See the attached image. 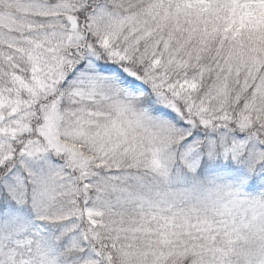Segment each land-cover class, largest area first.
Listing matches in <instances>:
<instances>
[{
  "label": "snow or ice",
  "instance_id": "snow-or-ice-1",
  "mask_svg": "<svg viewBox=\"0 0 264 264\" xmlns=\"http://www.w3.org/2000/svg\"><path fill=\"white\" fill-rule=\"evenodd\" d=\"M0 264H264V0H0Z\"/></svg>",
  "mask_w": 264,
  "mask_h": 264
}]
</instances>
